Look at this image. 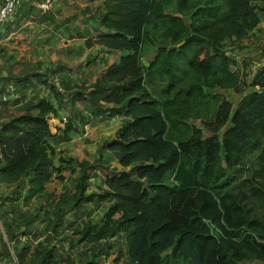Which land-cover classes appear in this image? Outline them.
Listing matches in <instances>:
<instances>
[{
    "label": "trees",
    "instance_id": "obj_1",
    "mask_svg": "<svg viewBox=\"0 0 264 264\" xmlns=\"http://www.w3.org/2000/svg\"><path fill=\"white\" fill-rule=\"evenodd\" d=\"M22 9L0 39L29 18ZM259 14L264 0H101L79 39L120 55L93 84L60 86V64L1 77L0 107L21 111L0 122V184L11 187L0 196L1 254L18 264H264V64L251 74L226 53ZM63 103L123 119L98 150L120 170L104 168L88 192L101 166L82 161L73 190L55 200L47 185L74 172L58 147L89 123H63Z\"/></svg>",
    "mask_w": 264,
    "mask_h": 264
},
{
    "label": "rangeland",
    "instance_id": "obj_2",
    "mask_svg": "<svg viewBox=\"0 0 264 264\" xmlns=\"http://www.w3.org/2000/svg\"><path fill=\"white\" fill-rule=\"evenodd\" d=\"M95 1L97 3L94 2L91 7L97 6L99 0ZM76 9L78 8H75V10L70 13V15L68 13L61 14L62 19H59V22H64L66 18L82 16V14H79L78 12H76L77 14L74 13ZM259 16L261 18V22L259 23L258 27L253 32H251L244 41L235 42L234 45H229L226 50L227 55L232 56L236 62V66L233 68H238L239 70H245L246 68L251 74L264 64V14H259ZM11 19L12 18H10L8 21ZM35 25L36 24L31 22L26 25L25 29L17 30L16 32L14 31L8 34L6 37L0 39V78L6 76V74L21 78L29 74L36 73V71H43L47 66H54L61 61H67L66 63H70L69 65L71 66V64L75 65L78 64L80 60H83L81 55H77L70 61V52L65 53L63 51V48L66 45L80 48V41L77 38H73L76 30L81 26L79 22L69 21L68 24H64L65 27L62 24L61 30L58 33L55 32L54 34L49 30L46 31L47 33H43L41 32V29L37 30ZM149 56L147 58H143V62L150 59ZM82 64H84V62H82L81 65ZM57 81L60 85V82H65V77H57ZM219 93L222 94L229 102H233L234 104H236L240 98V95H236L232 91H219ZM46 94L47 93H41V96H45ZM31 96L32 93H28L27 98H31ZM6 99L7 98L4 97L2 101ZM72 110L73 112L63 103L59 110V119L61 120L62 118H66L67 122L69 118L75 117L77 121V117L85 118V116H87L86 114L89 113L88 107L82 103H77L72 108ZM19 114H21L19 106H10L7 109L0 107V122L6 121L9 118ZM118 124L119 123L117 122H113L103 126H98L99 123L97 121L91 120V122L84 127V134L81 137L73 136L69 144L67 143L66 145H60L58 149L63 151L65 160H67V158H72L74 160L72 165L74 172H64L62 174L64 177L63 182L54 180L48 184L47 193L53 194L56 200L60 194L64 192H71L78 175L77 164L82 161H87L90 164L96 165V167H99L98 165L101 166V168L97 169V177L92 180V186L88 192L97 191V187L100 185L102 178L107 175V172L104 168L109 170H120V168L117 167L113 157L108 152L103 151L101 155L98 154V150L101 148L102 143L115 137ZM57 126L62 127L60 125V121L58 120L50 123L52 130ZM96 126L98 127L96 128ZM10 189V186L0 184V196L3 198L9 193ZM38 203L43 202L42 200L31 202L27 208L28 211L35 212L34 210L37 209ZM45 206L47 210H50L53 205ZM98 214L99 212L96 213V215ZM68 218H70V216H67V219ZM42 225V223L38 225L39 230L41 229ZM0 232L3 233L1 222ZM3 241H6V239L4 238ZM63 246L66 250L67 244L64 243ZM81 250H83V248L78 246L73 252H71V255L76 256ZM112 259L113 256H111L106 261H102V264H111L110 261ZM119 264H129V262L122 260ZM242 264L262 263L244 262Z\"/></svg>",
    "mask_w": 264,
    "mask_h": 264
},
{
    "label": "crops",
    "instance_id": "obj_3",
    "mask_svg": "<svg viewBox=\"0 0 264 264\" xmlns=\"http://www.w3.org/2000/svg\"><path fill=\"white\" fill-rule=\"evenodd\" d=\"M40 1L41 0H35V2H32L30 4L29 3H22L20 5V7L18 8L19 11L23 10L22 6L23 7L30 6L32 8V10L29 13V18L27 20H23L19 23V28L17 30L25 29L27 24L33 22L34 24H36L35 26L37 27V30L41 29V32H43V33H47L46 31L49 30L51 33L53 32V34H54L55 32L58 33L61 30L62 24L63 25L65 23L68 24L69 21L70 22H73V21L79 22L81 26L78 27L79 29L76 30L73 38H77L80 41V43H79L80 48L66 45V46H64L63 51L65 53L70 52V61L72 60L73 57H75L77 55H81V58H83V60H80L78 64H75V65L71 64V66L69 65L70 64L69 62H68L69 64L66 63L67 61L66 62L61 61L58 64H60L62 67H64L61 76L65 77V82H69L72 85L81 84V83H84L86 85L93 84L100 77V75L104 71V69L108 65L114 63L117 60V58L119 57L118 54H120V53H118V54L116 53V54H112V55L108 54L105 52L104 49H102L99 46H95L91 49H87L83 45V40L79 39L80 35H86L90 30L93 31L95 29L97 23L95 21V18L92 15L95 13V10L99 6L101 0L98 1L97 6H95V7H91L92 4L94 2H96L95 0H78V1H76V0H74V1H72V0H52L53 1L52 9L47 14H41L39 8L37 6H35V3L37 2L39 4ZM0 3H1V0H0ZM75 8H78V9H76V11L74 13L77 14L76 12H78L79 14H82V16H75L72 18H66L64 22H62V23L59 22V19H62L61 14L68 13L70 15V13L75 10ZM87 10H90L91 14H87V13L84 14ZM13 16L11 17L12 19L9 22L14 23V17ZM5 23H3V24H5ZM1 25L2 24H0V26ZM64 27H65V25H64ZM67 28H68V26H67ZM81 43H82V45H81ZM84 51H86V52H84ZM148 56L150 57V59L152 58L151 52L146 56V58ZM150 59H148V60H150ZM148 60H145L143 63L146 64ZM82 62H84V64L81 65ZM86 115L87 116H85V119L86 120L89 119V123L91 122V120L92 121L94 120V119H92V117H90L89 113ZM95 121H97L99 123L98 126H103L105 124L117 122V123H119L117 126V130L123 125V119L119 118V117H110V118H105V119H98ZM87 125H85V126H87ZM98 126H96V128ZM83 134H84V130L82 133L75 135V136L81 137ZM1 235L4 239L5 238L4 233L0 232V236Z\"/></svg>",
    "mask_w": 264,
    "mask_h": 264
},
{
    "label": "built area",
    "instance_id": "obj_4",
    "mask_svg": "<svg viewBox=\"0 0 264 264\" xmlns=\"http://www.w3.org/2000/svg\"><path fill=\"white\" fill-rule=\"evenodd\" d=\"M35 0H1L0 4V24L7 22L14 13L18 10L22 3H32ZM52 0H41L39 4L36 2L35 5L39 8L41 14H47L52 9ZM11 88L10 86L8 87ZM61 91V89H59ZM63 122H66V118H62ZM1 244L0 240V264H18L15 257L10 254L8 256H3L1 254ZM12 253V252H11Z\"/></svg>",
    "mask_w": 264,
    "mask_h": 264
}]
</instances>
